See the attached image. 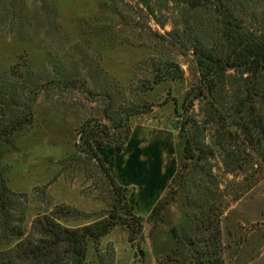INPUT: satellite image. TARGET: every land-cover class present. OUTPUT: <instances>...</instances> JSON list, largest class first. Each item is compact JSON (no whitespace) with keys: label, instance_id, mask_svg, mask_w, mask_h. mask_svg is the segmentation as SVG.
<instances>
[{"label":"rangeland","instance_id":"rangeland-1","mask_svg":"<svg viewBox=\"0 0 264 264\" xmlns=\"http://www.w3.org/2000/svg\"><path fill=\"white\" fill-rule=\"evenodd\" d=\"M182 15L167 0H0V92L33 116L0 148L6 186L25 196L24 230L57 205L88 215L74 225L95 221L113 202L111 181L141 219L133 245L116 227L88 242L84 264H109V246L113 264H264L261 152L228 123L215 146L216 111L229 106L198 93ZM166 63L182 78L154 84ZM85 123L97 159L77 144ZM206 216L218 223L219 253Z\"/></svg>","mask_w":264,"mask_h":264},{"label":"trees","instance_id":"trees-1","mask_svg":"<svg viewBox=\"0 0 264 264\" xmlns=\"http://www.w3.org/2000/svg\"><path fill=\"white\" fill-rule=\"evenodd\" d=\"M167 1L180 7L184 13L180 18L184 30L181 34L188 38L186 41L196 58L201 83L198 93L211 99L215 108L229 106L225 114L219 109L216 111L221 121H216L219 134L215 146L224 145L225 134L220 133L226 123L235 126L243 137L244 146L261 152L260 163L256 164L260 174L264 170V19L258 18L256 7H261L259 4L264 0ZM144 6L153 16L150 6ZM230 72L236 76L232 77ZM181 78L182 71L174 64L166 63L156 67L154 84ZM19 108L21 111L16 114L14 109ZM32 121L30 106L23 109L21 104L0 92V148L11 145L13 138ZM88 124L81 126L77 144H84L92 158L97 159L90 139L96 133H87ZM192 146L187 141L185 153L188 158L194 157ZM116 150L120 152V146ZM113 167L111 160L109 168ZM106 175L109 177L108 173ZM256 181L254 179L246 189ZM110 184L113 202L110 209L95 221L74 225L87 220L88 215L67 205H57L35 216L25 231V208H21L25 196L6 186L0 169V247L4 248L0 250V264H84L88 242L96 245L116 227L127 230L128 243L133 245L142 230L141 219L133 214V208L126 200V190L112 181ZM241 195L233 200H238ZM200 222L201 226H206L205 223L212 226L208 232H213L211 240L219 253L220 234L215 218L206 216ZM106 254L109 264H113L114 249L107 247ZM99 262L102 264L101 260Z\"/></svg>","mask_w":264,"mask_h":264},{"label":"water","instance_id":"water-1","mask_svg":"<svg viewBox=\"0 0 264 264\" xmlns=\"http://www.w3.org/2000/svg\"><path fill=\"white\" fill-rule=\"evenodd\" d=\"M139 253L141 254V251Z\"/></svg>","mask_w":264,"mask_h":264}]
</instances>
